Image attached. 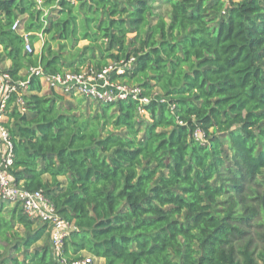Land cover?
I'll return each mask as SVG.
<instances>
[{"label": "trees", "instance_id": "obj_1", "mask_svg": "<svg viewBox=\"0 0 264 264\" xmlns=\"http://www.w3.org/2000/svg\"><path fill=\"white\" fill-rule=\"evenodd\" d=\"M0 47L26 83L25 111L12 95L4 113L10 173L72 225L68 263L264 264V0H0ZM110 64L147 104L43 93L29 74ZM47 236L0 201V264H57Z\"/></svg>", "mask_w": 264, "mask_h": 264}, {"label": "built area", "instance_id": "obj_2", "mask_svg": "<svg viewBox=\"0 0 264 264\" xmlns=\"http://www.w3.org/2000/svg\"><path fill=\"white\" fill-rule=\"evenodd\" d=\"M37 8H42L45 0H31ZM60 1V0H56ZM19 33L24 40V50L27 53L33 51L27 35L23 33L19 21H15L12 28ZM41 38V35H39ZM115 69L117 73L123 72L121 65H112L99 73L82 72L74 74H56L43 71L38 66L30 69V76L40 78L43 88L56 90L67 96H79L94 101L111 104L119 100L131 99L138 101L141 105L147 104L148 100L140 98L139 90L127 87L118 83H111L108 80L109 73ZM21 89V90H19ZM26 90V83L13 81L0 66V201L8 204H19L23 213L42 224L47 225L50 239L52 256L57 264H92L95 260L90 256L79 261L68 263L62 256L64 241L73 229L72 225L62 220L54 211L51 203L40 191H26L21 185H17L10 173L13 166L14 154L13 145L9 132L5 125V111L12 95L16 96L15 103L21 112H24L23 92ZM198 139L200 132L195 133Z\"/></svg>", "mask_w": 264, "mask_h": 264}, {"label": "rangeland", "instance_id": "obj_3", "mask_svg": "<svg viewBox=\"0 0 264 264\" xmlns=\"http://www.w3.org/2000/svg\"><path fill=\"white\" fill-rule=\"evenodd\" d=\"M44 11H45V13H47V9L44 10ZM41 45H42L41 42H39L36 45H34L33 52H34L35 55H37L39 53V51L41 49ZM84 45H86V43L85 42H81L79 44V47H83ZM5 63H3V64L0 65L3 70L5 69V65H6ZM47 91H48V89H46V87H45V88H43V91L42 92L43 93H46ZM65 99L70 100V98H65ZM259 226L264 227V221L257 222V223L254 224L253 228L250 230L253 235L257 234L260 231V229H258ZM40 244H48V245H50V239H49V237L47 236V238L44 241H42ZM84 257L87 258L89 256H88V254H84ZM92 264H98V262L95 261V260H93L92 261Z\"/></svg>", "mask_w": 264, "mask_h": 264}, {"label": "crops", "instance_id": "obj_4", "mask_svg": "<svg viewBox=\"0 0 264 264\" xmlns=\"http://www.w3.org/2000/svg\"><path fill=\"white\" fill-rule=\"evenodd\" d=\"M0 51H1V47H0ZM5 64H6L5 68H8L10 66V62H6ZM95 261H97L98 264H103L104 263L103 260H95Z\"/></svg>", "mask_w": 264, "mask_h": 264}]
</instances>
